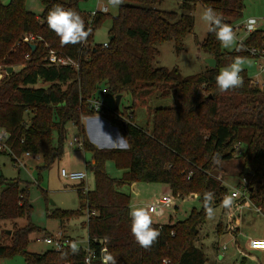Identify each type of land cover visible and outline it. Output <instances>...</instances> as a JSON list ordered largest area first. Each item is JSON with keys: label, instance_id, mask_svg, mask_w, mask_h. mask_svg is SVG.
<instances>
[{"label": "trees", "instance_id": "obj_1", "mask_svg": "<svg viewBox=\"0 0 264 264\" xmlns=\"http://www.w3.org/2000/svg\"><path fill=\"white\" fill-rule=\"evenodd\" d=\"M163 1L124 0L116 15L98 12L92 18L81 9L80 0H41L44 8L39 15L27 8L26 0L7 4L0 0V66L15 67L0 79V131L8 133L6 143L13 160L30 152L48 165L63 152L66 122L76 126L80 148L92 154L93 163L87 165L95 178L93 189L85 191L83 181L76 185L82 207L96 211L84 222L88 248L94 251L90 264H102V249L115 257L117 264H206L208 258L196 244L207 218L204 194H214L212 207L230 194L218 176L220 162L232 159L243 145L240 175L248 180V199L264 213V85H256L255 79L242 71L243 87L220 93L215 79L234 57L259 58L264 54V28L249 32L232 50L223 49L208 31L198 44L217 65L184 76L177 66L155 67L154 60L158 46L166 41L173 40L181 52L185 36L195 25L194 3L183 1L180 7L185 12L179 13L156 7ZM199 1L214 9L233 30V24L243 17L245 0ZM55 4L82 16L86 28L91 29L85 43L61 46L46 22ZM109 18L112 24L104 47L95 42V32ZM26 35L35 36V48L24 39ZM252 48L260 53L254 54ZM51 49L75 60L77 67L48 64L45 58ZM145 88L163 95L173 92L177 97L176 105L153 110L150 130L136 123L132 107H110L106 102L107 96L126 92L136 98ZM101 97L105 103L96 110L91 103ZM97 114L119 128L126 147H99L91 140L83 118ZM54 131L60 134L59 146L53 144ZM110 159L126 169L122 177L107 172ZM137 182L166 183L174 195L198 196L202 207L183 220L153 222L161 234L145 249L131 233V196L120 190L123 184ZM31 210L29 182L1 175L0 220L29 217ZM80 211L57 208L51 215L63 221ZM36 230L41 231L32 222L15 224L11 234L0 229V258L22 254L26 264H85L87 249L82 247L76 255L70 245L62 250L51 246L41 253L29 251L30 235ZM104 237L110 243L105 244Z\"/></svg>", "mask_w": 264, "mask_h": 264}, {"label": "rangeland", "instance_id": "obj_2", "mask_svg": "<svg viewBox=\"0 0 264 264\" xmlns=\"http://www.w3.org/2000/svg\"><path fill=\"white\" fill-rule=\"evenodd\" d=\"M7 4L10 0H1ZM185 0H164L156 7L162 10H175L179 13L185 12L180 4ZM194 3L193 15L195 25L193 31L186 35L183 40V49L178 52L175 42L166 41L161 43L159 53L154 60V66H166L173 68L177 66L184 76L193 75L206 69L208 66L207 58L209 54L200 47L198 42H203L207 37L209 25L200 19L205 6L199 0H188ZM102 3L109 6V13L116 15L118 8H113L108 4V0H80L79 5L82 10L92 12ZM26 6L36 14H41L43 4L41 0H26ZM255 18L256 27L264 28V0H245L243 17L240 21L233 24L236 41L242 40L248 32L245 30V22ZM111 19L105 20L95 32V42L103 44L108 40V31L111 27ZM237 45L223 49L232 50ZM259 58L247 57L244 70L248 76L254 79H263L264 74L259 73ZM226 66L221 67L224 68ZM220 69V70H221ZM104 90V88L102 89ZM107 106L116 105L115 96H107ZM177 104L175 93L163 95L159 90L145 88L142 89L137 97L132 93L126 92L121 99L120 108L132 107L135 111L136 123L144 129H151L153 126L152 112L157 107H169ZM106 119V118H105ZM83 118V123H84ZM111 126V125H110ZM88 136L99 147H126V138L122 135L119 128H112L117 132L114 141L108 136H97L98 139L88 132ZM120 132V133H119ZM66 138L64 141L63 152L57 156L50 164L46 165L44 159L38 154L22 155L19 160H13L9 151L0 150V176L5 178L19 177L23 181L29 182V196L32 203V210L29 217H19L17 219L0 220V229H11L15 224L24 226L29 222L37 225L40 230H36L30 235L28 250L41 253L51 248L41 238L46 235L55 234L60 228H64L67 234L74 240L78 247L86 249L88 247V228L84 224L88 216V207H82L81 199L76 185L82 183L80 179H71L61 175V167L68 170H85L87 178L84 186L93 189L95 178L90 164L93 163L92 154L84 151L78 146H71L70 140L75 137L78 139L79 132L73 122L65 124ZM93 137V138H92ZM60 134L58 131L53 133V144L59 146ZM102 145V146H100ZM245 146H241L232 159L222 160L220 165L222 170L218 173L219 178L231 191L235 188L243 190L246 188L240 175L243 169L241 154ZM20 161L24 165L20 164ZM106 170L112 177L120 178L126 169L116 165L114 160L106 161ZM121 191L129 193L131 196V207L148 209L149 204L155 203L159 197L165 194L173 196V193L166 183L159 182H137L123 184ZM174 197V204L163 207L155 213H149L153 222L168 223L169 221L183 220L187 218L193 209L200 210L202 202L198 196H188L185 198ZM232 197V196H231ZM233 204L224 209L222 204L214 205L213 215H207L206 221L200 228V237L196 244L201 247L208 260L206 264H264V250L251 249L248 247L251 237H264V213L260 211L255 203L244 197H232ZM73 210L80 212L64 219L63 221L51 214L56 209ZM40 238V239H38ZM0 264H26L22 254L11 257H1Z\"/></svg>", "mask_w": 264, "mask_h": 264}, {"label": "clouds", "instance_id": "obj_3", "mask_svg": "<svg viewBox=\"0 0 264 264\" xmlns=\"http://www.w3.org/2000/svg\"><path fill=\"white\" fill-rule=\"evenodd\" d=\"M124 3V0H108V4L113 8H118ZM200 19L209 25L208 30L215 34L217 40L225 48L232 47L237 43L235 33L232 27L223 21L219 15L212 8H205L201 13ZM46 22L48 28L53 31L60 40L61 46L83 44L87 41L91 34V29L86 28L84 19L75 10L65 8L63 5L55 4L47 13ZM242 45L237 48L241 50ZM246 58L234 57L231 64L222 68L216 76V87L220 93H225L231 89L243 87L244 78L240 75L244 70ZM215 162H218L215 161ZM214 194L206 192L204 194V208L205 213L209 217L213 215L212 201ZM233 204L231 196H226L222 201L225 208ZM129 215L131 217V233L136 242L143 248H150L157 242L161 229L153 227V220L146 208L133 207L130 209ZM104 243H110L107 237L102 238ZM71 252L76 255L79 254V247L76 243L70 244ZM101 255L104 258L102 264H117L116 258L111 254H106L102 249ZM85 264H89V260L85 258Z\"/></svg>", "mask_w": 264, "mask_h": 264}, {"label": "built area", "instance_id": "obj_4", "mask_svg": "<svg viewBox=\"0 0 264 264\" xmlns=\"http://www.w3.org/2000/svg\"><path fill=\"white\" fill-rule=\"evenodd\" d=\"M109 11V6L102 3L97 9L93 10L91 13V17L93 18V16H95L98 12H108ZM257 24V20L255 18H250L245 22V30L249 33L252 32L254 30L257 29L256 27ZM24 39L26 41H29L31 44H35V36L33 35H26L24 37ZM103 46L106 47L108 46V41L103 43ZM251 51L254 54H258L260 53L259 50L252 48ZM26 57H29V54L26 55ZM46 61L48 62V64L50 65H56V66H73V67H77V62L75 60H73L72 58H70L67 55L61 54L55 50H50L49 54L46 56ZM259 62H258V68H259V73L264 74V54L259 56ZM5 73H8L6 68L0 66V79L3 77V75ZM255 84L256 85H260L263 86L264 85V78L263 79H255ZM105 90L103 91V95H105ZM104 98L101 97L99 99H94L92 101V106L98 110L100 109L103 105H104ZM8 137V133L4 130L0 131V150H9V147L7 146L6 140ZM69 144L71 146H78L81 147L82 146V141L78 138L76 139V137L73 140L69 141ZM26 155H31L30 152H26ZM19 158H17V160H19ZM21 165H24L22 161H20ZM61 175L67 178H71V179H80L83 182L86 180L87 178V172L85 170H68L65 167H61ZM244 186L246 188H244L243 190L239 189V188H235L231 191V196L235 197V198H240V197H244L245 199H248L249 197V193H248V180L243 177L242 179ZM83 189L85 191L88 190V188L86 186H83ZM174 196V194H173ZM172 195L169 194H165L162 195L161 197H159V199L155 202V203H151L148 206V210L149 213H155L157 212V210L163 208V207H167V206H171L174 204V197ZM177 196V195H175ZM89 214H96V211H91L88 212ZM40 239V238H38ZM42 240H44L47 244L51 245L53 248L57 249V250H62L63 248H65L66 246H69L70 244L74 243V240L67 235L64 230L62 228H60L55 234H51V235H46L44 237L41 238ZM249 248L251 249H259V250H264V238H251L249 241ZM87 249V258L89 260V264L91 263V258L94 256V251H92L91 249H89L88 247Z\"/></svg>", "mask_w": 264, "mask_h": 264}, {"label": "crops", "instance_id": "obj_5", "mask_svg": "<svg viewBox=\"0 0 264 264\" xmlns=\"http://www.w3.org/2000/svg\"><path fill=\"white\" fill-rule=\"evenodd\" d=\"M15 69V67H14ZM123 97V96H122ZM84 124L85 127L87 125L88 127V132L90 134V136H94L96 138V140L98 139L97 136H108V138H110V140L114 141V136L117 137L115 132L116 130L112 131V128H116V126L112 125L107 119H105L103 116L101 115H94V116H86L84 117ZM111 125V126H110ZM120 133V132H119ZM93 138V137H92ZM92 140V139H91ZM93 141V140H92ZM94 142V141H93ZM102 146V145H100ZM113 146V144L111 145V147ZM127 146V145H126ZM108 147V146H107ZM110 147V146H109ZM86 165H87V161ZM160 223V222H159ZM62 229L64 230V232L67 234L66 230L62 227ZM69 235V234H67ZM70 236V235H69ZM251 238H257V237H251ZM250 238V239H251ZM258 238H264V237H258Z\"/></svg>", "mask_w": 264, "mask_h": 264}, {"label": "water", "instance_id": "obj_6", "mask_svg": "<svg viewBox=\"0 0 264 264\" xmlns=\"http://www.w3.org/2000/svg\"><path fill=\"white\" fill-rule=\"evenodd\" d=\"M110 38H112V36H110ZM32 48H35V44H32L31 45ZM207 64L211 67H215L217 65V61L214 57L212 56H209L207 58ZM6 70L8 73H11L13 70H14V66H7L6 67ZM121 99H122V94H118L116 96V107H120V104H121ZM117 128V127H116ZM118 129V128H117ZM7 232L9 234H11V229H8Z\"/></svg>", "mask_w": 264, "mask_h": 264}]
</instances>
